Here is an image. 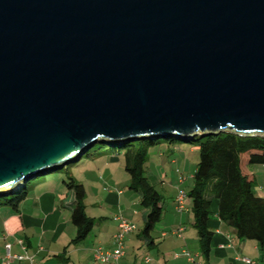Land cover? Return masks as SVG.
Masks as SVG:
<instances>
[{
    "label": "water",
    "instance_id": "95a60500",
    "mask_svg": "<svg viewBox=\"0 0 264 264\" xmlns=\"http://www.w3.org/2000/svg\"><path fill=\"white\" fill-rule=\"evenodd\" d=\"M264 135V0H0V196L98 141Z\"/></svg>",
    "mask_w": 264,
    "mask_h": 264
},
{
    "label": "crops",
    "instance_id": "0c3cea01",
    "mask_svg": "<svg viewBox=\"0 0 264 264\" xmlns=\"http://www.w3.org/2000/svg\"><path fill=\"white\" fill-rule=\"evenodd\" d=\"M163 144L168 145V148L171 145H174V149L179 147L176 144ZM122 156L102 153L89 157L93 165L87 166L86 170L98 173L100 180L99 193L92 203L97 208L93 212L112 216H89L85 205L88 217L94 220V226L79 244L71 243L77 228L70 218L69 206L73 194L72 191L64 190L65 187L54 182V189L35 184L16 211L7 206V210H4L6 216L0 217V264L4 259L5 243L11 244L13 253L33 258L32 262L26 259L12 264H104L95 260L93 251L97 246L103 249L113 247V236L118 231L115 218L122 216L135 224L134 219L138 216L136 210L130 209L129 194L121 188L127 186L129 179L124 164L122 167ZM252 169L254 192L264 197V165ZM192 177L193 174L189 176L190 179ZM185 178L180 177L178 183H182ZM179 188L186 192L188 190L177 185L170 194L171 202L163 209L162 219L154 225L149 236L143 234V224L140 230L135 224L137 230L125 236L124 256L120 264H245L243 258H252L256 264H264V247H259L252 239L238 238L234 228L216 216V203L212 206L215 213L208 221L214 232L209 257L201 254L199 234L193 226L191 199L186 196L185 210L178 212L175 208L174 198ZM146 212L140 213L143 223ZM180 227L184 228L181 235L177 232ZM18 239L24 240L26 252L18 245Z\"/></svg>",
    "mask_w": 264,
    "mask_h": 264
},
{
    "label": "trees",
    "instance_id": "16d2710c",
    "mask_svg": "<svg viewBox=\"0 0 264 264\" xmlns=\"http://www.w3.org/2000/svg\"><path fill=\"white\" fill-rule=\"evenodd\" d=\"M175 142L173 138L152 137L119 143L98 141L84 153L87 157L102 153L123 154L124 169L130 179L128 188L140 193L141 206L147 211L142 226L146 236L163 217L162 194L150 184L145 173L149 149ZM190 142L198 146L199 161L193 173L192 187L186 193L191 199L193 226L199 234L201 254L209 257L214 232L208 221L215 213L212 211L215 203L216 216L221 222L232 226L238 238L252 239L259 247H264V197L254 192L252 169L255 165H264V135L241 136L233 131L219 132L216 135L194 136ZM34 178L22 183L12 193L0 196V206H8L16 211L29 189L36 184ZM62 182L73 194L69 206L70 218L77 228V234L71 243L79 244L94 226V220L88 217L83 204L86 190L83 184L71 177L62 179Z\"/></svg>",
    "mask_w": 264,
    "mask_h": 264
},
{
    "label": "rangeland",
    "instance_id": "374dc122",
    "mask_svg": "<svg viewBox=\"0 0 264 264\" xmlns=\"http://www.w3.org/2000/svg\"><path fill=\"white\" fill-rule=\"evenodd\" d=\"M173 144H176L179 147H177V149H174L172 148L174 145H171V148H168V145L166 144H159L151 147L148 153L149 160L145 168V173L148 176L150 184H152L162 194V205L164 210L167 204L171 202L170 194L175 191L174 189L178 184L185 189H189L192 187V179H190L189 176H191L195 172L194 170L196 168V164L199 161L198 146L196 144L191 142L185 143L182 141H177ZM120 160H122L123 167V156ZM91 165H93V162L90 161L89 157L83 154V157L77 162H71L65 165L64 168L49 172L45 176L35 177L34 183H36L38 186H49V188L51 187L54 189L55 185H52V183L54 182L56 184H59L60 186L65 187L64 190H67L65 184L62 182V179L67 180V177H71L77 183L83 184L88 192V195L85 198L83 204L86 205L89 216H112L108 213L99 214L93 212L97 208L92 203L94 201V197H96L99 193L100 180L98 173H93L90 170H86L87 166ZM123 170L124 169L122 168V171ZM180 177H186L182 183H178V179ZM43 178H45V180L42 182L46 183H42L40 181ZM94 182L96 183L94 184ZM128 185L129 179L127 186H121V188L125 193L129 194L130 209L136 210L138 212V216L135 217L134 222L140 230L143 224L140 213L145 212L146 210L141 206L140 193L131 190L130 188H128ZM30 191L28 193H30ZM4 210H7V206H0V217L6 216Z\"/></svg>",
    "mask_w": 264,
    "mask_h": 264
},
{
    "label": "built area",
    "instance_id": "2783aa9c",
    "mask_svg": "<svg viewBox=\"0 0 264 264\" xmlns=\"http://www.w3.org/2000/svg\"><path fill=\"white\" fill-rule=\"evenodd\" d=\"M186 196V191L182 188H179L174 198L175 208L178 212L185 210ZM115 219L118 222V231L113 236V247L111 249H103L102 247L97 246L93 251V257L95 260L104 264H120V261L124 256V238L126 235L137 230L135 224L127 220L125 217L118 216ZM183 229V227H180L177 230L179 235H181ZM18 245L23 251L26 252V245L23 239H18ZM3 249L5 253L1 264H12L14 262H20L26 259L30 260V262L33 261V258L30 256L13 253L10 243H5ZM190 260L194 261L192 258H190ZM242 260L245 264H256V261L252 258H243Z\"/></svg>",
    "mask_w": 264,
    "mask_h": 264
},
{
    "label": "bare ground",
    "instance_id": "6f19581e",
    "mask_svg": "<svg viewBox=\"0 0 264 264\" xmlns=\"http://www.w3.org/2000/svg\"><path fill=\"white\" fill-rule=\"evenodd\" d=\"M15 189H18V186H17V187H15V188H14V190H15Z\"/></svg>",
    "mask_w": 264,
    "mask_h": 264
}]
</instances>
